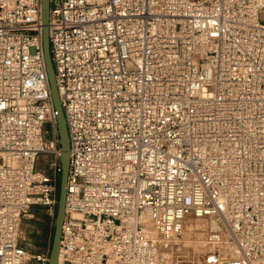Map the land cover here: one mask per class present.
<instances>
[{
    "label": "built area",
    "instance_id": "obj_1",
    "mask_svg": "<svg viewBox=\"0 0 264 264\" xmlns=\"http://www.w3.org/2000/svg\"><path fill=\"white\" fill-rule=\"evenodd\" d=\"M42 0H0V264L56 215L61 146ZM264 0H51L70 135L58 264H168L187 216L205 264H264ZM50 156L47 168L39 166Z\"/></svg>",
    "mask_w": 264,
    "mask_h": 264
},
{
    "label": "water",
    "instance_id": "obj_2",
    "mask_svg": "<svg viewBox=\"0 0 264 264\" xmlns=\"http://www.w3.org/2000/svg\"><path fill=\"white\" fill-rule=\"evenodd\" d=\"M50 16H51V0H42L41 3V17L43 25V47L44 55L46 60V66L48 71V76L51 85L52 97L57 111L56 119L59 132V143L61 146V163H62V173L60 182V192H59V202L57 207L55 233L53 237V243L50 250V258L48 264H58L60 255V245H61V235L62 226L66 215V200H67V184L70 169V135L68 130L67 118L62 106L60 92L58 89L56 72L51 56L50 49Z\"/></svg>",
    "mask_w": 264,
    "mask_h": 264
},
{
    "label": "bare ground",
    "instance_id": "obj_3",
    "mask_svg": "<svg viewBox=\"0 0 264 264\" xmlns=\"http://www.w3.org/2000/svg\"><path fill=\"white\" fill-rule=\"evenodd\" d=\"M203 226L207 227L209 232L214 227V224L208 217L187 216L182 233L174 236L170 242V250L165 254V261L168 264H179V260H181L180 264H192L191 262L193 264H205L204 261L200 263L204 260V253L215 247L207 242L206 237H203L202 232L205 229Z\"/></svg>",
    "mask_w": 264,
    "mask_h": 264
},
{
    "label": "rangeland",
    "instance_id": "obj_4",
    "mask_svg": "<svg viewBox=\"0 0 264 264\" xmlns=\"http://www.w3.org/2000/svg\"><path fill=\"white\" fill-rule=\"evenodd\" d=\"M262 16L264 18V13L262 14ZM50 161H51L50 156L42 155L39 159V166L42 168H47ZM56 215L53 216L49 214L45 207L36 206L34 210H32V216L25 217L22 222V225H21L22 243H24L27 247H29L32 250H39V249H42V250L50 249L51 250L52 243H53V232L55 230V224H56ZM207 230H208L207 227L203 230L202 232L203 237L207 236L208 234ZM45 237H47L46 238L47 247L43 248L41 247L40 243L43 240H45ZM205 250L204 252H206ZM204 256H205V253L203 255V259H204ZM200 260H202V258H200ZM180 261L181 260H179V264L181 263ZM191 263L193 264V262ZM200 263H203V260ZM182 264H188V263H182Z\"/></svg>",
    "mask_w": 264,
    "mask_h": 264
},
{
    "label": "trees",
    "instance_id": "obj_5",
    "mask_svg": "<svg viewBox=\"0 0 264 264\" xmlns=\"http://www.w3.org/2000/svg\"><path fill=\"white\" fill-rule=\"evenodd\" d=\"M61 182V181H60ZM54 233H55V230H54V232H53V237H54ZM47 237H45V240H43L41 243H40V245H41V247H43V248H46L47 247V239H46ZM39 250H42V249H39ZM39 250H34V251H39Z\"/></svg>",
    "mask_w": 264,
    "mask_h": 264
},
{
    "label": "crops",
    "instance_id": "obj_6",
    "mask_svg": "<svg viewBox=\"0 0 264 264\" xmlns=\"http://www.w3.org/2000/svg\"><path fill=\"white\" fill-rule=\"evenodd\" d=\"M264 13V12H263Z\"/></svg>",
    "mask_w": 264,
    "mask_h": 264
}]
</instances>
